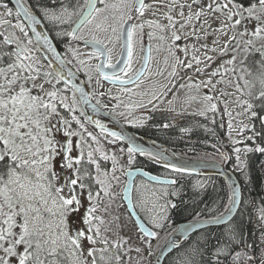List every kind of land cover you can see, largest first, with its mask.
Returning a JSON list of instances; mask_svg holds the SVG:
<instances>
[{"label":"snow or ice","instance_id":"obj_1","mask_svg":"<svg viewBox=\"0 0 264 264\" xmlns=\"http://www.w3.org/2000/svg\"><path fill=\"white\" fill-rule=\"evenodd\" d=\"M153 41L164 53L155 70ZM103 82L117 94L99 91ZM88 109L145 133L155 129L192 152L194 138L204 146L218 141L211 166L230 164L244 181L226 177L224 196L212 176L187 181L199 168L182 159L184 149L144 147ZM224 115L226 144L217 131ZM256 153L264 154V0H0V264H131L133 251L144 264L170 213L189 203L195 219L184 244L171 243L170 264H264V232L259 245L248 243L236 211ZM197 163L208 167L207 154ZM143 164L161 165L168 178ZM209 188L217 194L211 206ZM119 200L143 213L130 214L134 240L113 213Z\"/></svg>","mask_w":264,"mask_h":264},{"label":"trees","instance_id":"obj_2","mask_svg":"<svg viewBox=\"0 0 264 264\" xmlns=\"http://www.w3.org/2000/svg\"><path fill=\"white\" fill-rule=\"evenodd\" d=\"M218 124L221 121V118L217 117ZM183 123V121H181ZM224 123V120H223ZM217 131L219 133V140L223 141L226 144L225 141V126L223 128H217ZM136 132L140 134L141 136L145 137L146 139L153 141L156 140V143L162 144L171 150L175 149L177 152H180L181 149H184L186 155L184 157L186 158H192V159H198L200 157H205V154H207L208 161H213L211 157L213 155H216L218 157V154L215 153V150L211 147L212 143L218 142L215 140H209V145L204 146L199 143H196L195 138L193 139L192 143L196 144V151H188L185 148V145L183 142H180L179 145H174L166 142V138L163 133L156 132L155 129H152L151 131L145 133L144 129H136ZM264 164V154L256 153L252 155L250 160V170L249 174L252 177L251 183L244 184L243 187V199L245 203L242 204L239 213H241V216L239 219H242L243 221V227H244V236L248 243H253L255 245H259V230L254 227V218H256L257 214H260V209L264 208V174H263V167L261 165ZM143 169L146 171L160 175L165 176L164 174H167L165 169L161 165H151V164H143L140 165ZM230 170H232V167L230 164L224 165ZM158 169V172H156ZM238 179L242 183L244 181V177H241L239 173H236ZM215 180V183L218 188L222 187L223 191L220 192V196H224V193L229 192L230 189L228 188V183L220 176H212ZM206 177H199L195 175H186L185 180L195 182L197 179H204ZM191 195V193H189ZM216 193L212 191L211 188L208 189V193L205 196L206 201L209 203V206H211L212 201L216 197ZM185 199H188V196L185 197ZM250 202V203H248ZM171 220L166 225V229L164 231L163 236L159 239L158 242V249L161 246V244L164 242V240L171 234L172 231L176 229V227L182 223L190 222L195 219V216L193 215V207L191 203H189L187 206L184 204H181L179 209L176 211H173L170 213ZM170 228L172 230L168 231ZM213 231L218 230V227H212L208 228ZM201 231L197 232L196 234H199ZM193 239H195V235L191 236ZM175 257V253H172L166 260L165 264H170L171 260Z\"/></svg>","mask_w":264,"mask_h":264},{"label":"water","instance_id":"obj_3","mask_svg":"<svg viewBox=\"0 0 264 264\" xmlns=\"http://www.w3.org/2000/svg\"><path fill=\"white\" fill-rule=\"evenodd\" d=\"M13 4H14V0H13ZM38 30L44 31V27L43 26H40L38 28ZM68 67H71V66L69 65ZM72 70L75 71L74 69H72ZM75 79H76V82L77 83H81V84H84L85 83V81L82 79V77H80L79 74H77V76H76ZM87 111H88V114L89 115H93L95 119H100L102 121V123L107 124V125H110L111 127L108 126L109 128H113L114 130H121V129H123L126 132V134H128V135H134L135 138L137 139V142L138 143H141L142 146L149 148L148 146H146L142 142V139H145V138H143L142 136H140V134L132 131L130 128L126 127L122 122L120 124H116L115 121H114V119H113V117L108 116V115H105L103 111H101L98 115L93 114L91 112V109H88ZM148 142L149 143H152V141H148ZM156 145H160V144H157L156 143ZM160 146H162L164 148V150H166V151H171V149L168 148V147H165L163 145H160ZM150 149H152V148H150ZM153 150H157V149H153ZM182 159H187L190 163L195 164L199 168V172L191 173L192 175L201 176V177L220 176L227 183H228V180L226 179V177H230L231 180L235 181L237 184H241V182L238 179L237 175L235 173H233L232 170H230L229 168H227L224 165H218L216 167H213L211 165L214 163V161H208V164H209L208 167H200L199 164L197 163L198 159H192V158H186V157H182ZM143 171H146V170L143 169ZM221 172H223L224 175H221L220 174ZM149 174L150 175H154V174H151V173H149ZM139 178H141L140 173L135 172V169H133V179L135 181H137V179H139ZM161 178H168V177L161 176ZM144 179L146 180V178H144ZM134 190H135V185H134ZM242 195H243V191H242ZM123 201H124V203L127 206V200H123ZM241 206H242V204L237 205V207H236V211L237 212H239ZM127 209H128V211H129L130 214L133 211H135L136 215H139L141 217V215L138 213L137 208L135 210H133L131 208H128V206H127ZM132 218L135 220L136 219V216L135 215H132ZM190 222H192V221H190ZM190 222H185V223H182V224L178 225L177 226V229L173 232V234L170 236V238L158 250V253H155L154 257H157L158 258L159 264H165L166 258L170 255V253H169V247H170V245H171V243L173 241L178 240V243L179 244H181L182 242H184V237H185L184 229L186 228V226ZM145 226L150 228V226L146 222H145ZM203 227L205 229H208V228L218 227V226H214V225H204ZM150 229L153 230L152 228H150ZM194 231H195V233H197L199 231H202V229H201V227L199 225H194ZM187 235L188 236H192L193 235V232H188Z\"/></svg>","mask_w":264,"mask_h":264},{"label":"rangeland","instance_id":"obj_4","mask_svg":"<svg viewBox=\"0 0 264 264\" xmlns=\"http://www.w3.org/2000/svg\"><path fill=\"white\" fill-rule=\"evenodd\" d=\"M147 18H152L151 17V14H148V16H147ZM149 31V29H147V28H145V34L147 33ZM210 40H211V38H210ZM147 41V35H145V42ZM210 42V41H209ZM153 43V47H154V61L152 62V69L153 70H155L156 69V67H157V65H156V63H155V60H159L160 61V67H163V58H164V53L163 52H160V53H157L156 51H155V44L157 43L156 41H153L152 42ZM80 48H81V50H83V51H86V50H84L83 49V47L82 46H79ZM117 52H119V47L117 46ZM143 55V53H139L138 54V56H137V63L135 64V67L136 68H139V66H140V56H142ZM115 58V57H114ZM194 78H195V76H194ZM156 79H159V80H161V82H164L163 81V78H156ZM104 83V87L103 88H101V89H98L99 91H107V89L109 88V87H112V86H109V85H107L105 82H103ZM150 86V82H146L145 83V85H144V87L145 88H147V87H149ZM93 87H96L95 85H93ZM113 88V95H116L117 94V90H116V88H114V87H112ZM231 89H229V91H230ZM179 100H177L176 101V104H175V106H176V108L179 110L182 106H183V102H184V93L183 92H181V93H179ZM173 98V93H169V95L166 97V99H165V102H164V105H162V107L163 106H165L166 104H167V100H171ZM125 99L127 100V97H125ZM104 102L105 103H108L109 105H111L112 103H115V101H110V100H108L107 99V97H105L104 98ZM193 108H195V107H197V105H195V104H193V106H192ZM221 113H223V106L221 105ZM239 119V118H238ZM223 120H224V126H225V141H226V143H227V131H228V129H227V121H228V117L226 116V115H224L223 116ZM235 123V122H234ZM87 127H88V130L89 131H93L96 135H100V132H99V130L97 129V128H95L93 125H91V124H89V125H87ZM122 163H124V161H122ZM109 164H110V162H109ZM263 174H264V167H263ZM118 175H119V173H118ZM123 179H125L124 177H122V180ZM139 182H140V180H139ZM122 187V186H121ZM117 191H119L120 189L118 188V189H116ZM117 205H118V207H114V209H113V213L114 214H119L120 216H121V223H125V222H127V224H128V227L125 229V233L126 234H130V235H132L133 236V240L135 239V231H138L137 229H135V230H133V228H132V223H131V221H133L132 220V218L130 219V217L127 215V213L125 212V210H124V205H123V202H122V200H119V201H117ZM105 218L106 219H109L110 217H107V216H105ZM254 227L255 228H257L258 230H259V242H261V239H262V237H261V233L262 232H264V222H262L261 220H260V214L258 213L257 214V216H256V218H254ZM145 253V252H144Z\"/></svg>","mask_w":264,"mask_h":264},{"label":"flooded vegetation","instance_id":"obj_5","mask_svg":"<svg viewBox=\"0 0 264 264\" xmlns=\"http://www.w3.org/2000/svg\"><path fill=\"white\" fill-rule=\"evenodd\" d=\"M145 43H147V41L145 42ZM79 46H82L83 47V49L84 50H86V51H90V48H88V49H86L85 48V46H84V44L81 42L80 44H79ZM59 51H61V53L63 54V48L62 47H60L59 49H58ZM153 56H154V51H153ZM71 66V65H70ZM140 67V66H139ZM74 69V68H73ZM75 70V69H74ZM79 75H80V77H82V79L85 81L86 80V77L84 76V74L83 73H78ZM107 85H109V86H112V87H114V88H116L115 86H113V85H111L109 82H105ZM175 91V90H174ZM127 127H129L130 129H132V130H134V131H136V128H133V127H131L130 125H127V124H125ZM138 159L140 160V161H143L145 158H143V157H138ZM137 166H139V167H141L140 165H137ZM158 166V165H157ZM156 172H158V169H157V171ZM156 175V174H155ZM139 180L140 179H138L137 181H136V183L138 184L139 183ZM122 202H123V205H124V210H125V212L127 213V215L130 217V213H129V211H128V209H127V206H126V204L124 203V201L122 200ZM137 210H138V213L141 215V217L143 218V213L141 212V210L139 209V208H137ZM131 218H132V216H131ZM132 220H134L133 218H132ZM145 222L147 223V221L145 220ZM148 224V223H147ZM149 226H150V228H152V226L150 225V224H148ZM153 230H155L154 228H152ZM165 229H166V226H165V228L163 229V230H161V235H160V237L158 238V239H156V240H153V244H154V248H153V254H152V256H149L148 255V253L147 252H145V253H143V260H144V264H148V262L149 261H152V264H155V260L153 259V257H154V255H155V253H158V250L163 246V244L170 238V236L173 234V231L171 232V234L164 240V242L161 244V246L159 247V249H158V242H159V239L163 236V234H164V231H165ZM138 230V229H137ZM170 230H172V228H170L168 231H170ZM194 235V234H193ZM192 235V236H193ZM191 237V236H190ZM185 242V241H184ZM184 242H182L181 244H184ZM172 253H175V252H172ZM171 253V254H172ZM170 254V255H171ZM130 257L132 258L131 259V264H137V260L139 259L138 257H137V254L133 251V252H131L130 254ZM169 255V256H170ZM168 256V257H169ZM167 257V258H168ZM167 258H166V260H167ZM127 259V258H126ZM166 262V261H165Z\"/></svg>","mask_w":264,"mask_h":264},{"label":"bare ground","instance_id":"obj_6","mask_svg":"<svg viewBox=\"0 0 264 264\" xmlns=\"http://www.w3.org/2000/svg\"><path fill=\"white\" fill-rule=\"evenodd\" d=\"M105 125H107V124H105ZM107 126L111 127L110 125H107ZM142 142H143L146 146H148L149 148H152V149L160 150L161 148H163V147L160 146V145H155V146H153L152 143H149V142H148L147 140H145V139H142ZM163 149H164V148H163ZM175 242L178 243V240H175Z\"/></svg>","mask_w":264,"mask_h":264}]
</instances>
